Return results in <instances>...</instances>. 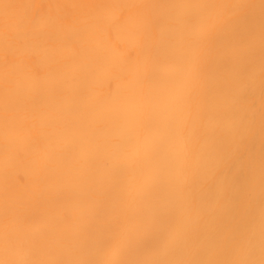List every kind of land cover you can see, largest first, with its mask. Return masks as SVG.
I'll return each mask as SVG.
<instances>
[{
    "label": "bare ground",
    "instance_id": "bare-ground-1",
    "mask_svg": "<svg viewBox=\"0 0 264 264\" xmlns=\"http://www.w3.org/2000/svg\"><path fill=\"white\" fill-rule=\"evenodd\" d=\"M0 264H264V0H0Z\"/></svg>",
    "mask_w": 264,
    "mask_h": 264
}]
</instances>
